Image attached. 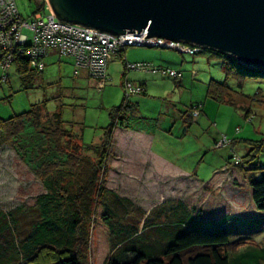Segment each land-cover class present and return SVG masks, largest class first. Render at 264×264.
Instances as JSON below:
<instances>
[{"label":"rangeland","instance_id":"rangeland-1","mask_svg":"<svg viewBox=\"0 0 264 264\" xmlns=\"http://www.w3.org/2000/svg\"><path fill=\"white\" fill-rule=\"evenodd\" d=\"M15 1L26 20H31L39 8L37 0ZM23 32L31 36L28 28ZM126 48L129 51L159 49L173 55V59H166L168 64L165 65L180 68L185 78L183 85L177 87L173 81L179 76L163 74V77L160 74L162 78L151 77L147 93H133L127 98L136 108L131 121L133 127H120L121 133L114 131L107 160L113 169L108 173L107 185L120 186L124 195L145 210L141 225L149 213L153 222L169 224L176 218L174 214L179 213L176 207L177 201H181L184 211L193 217L197 215L198 223L200 221L204 227L219 224L216 219L224 210L226 221L230 220L228 215L234 216L229 226L233 244L228 248L231 257L252 246L264 248V221L241 222L247 218L254 219L252 214H255L247 171L259 177L260 172L254 167L264 166V78L228 79L234 102H219L206 96L211 79H226L225 61L212 49L183 53L147 46ZM43 61L44 68L30 78L31 84L27 87L23 85L15 65L8 69L7 80L1 79L0 69V117L6 118L28 110L35 103L46 102L48 111L61 110L63 120L72 126L81 142L100 143L104 129L110 123V109L120 106L123 101L119 77L108 75L106 84L98 89L90 83L88 74V77L74 74L73 56H61L49 48ZM130 73L129 79L133 82L143 75L139 70ZM196 104L201 105L200 115L192 118L190 109ZM246 113L249 117L245 116ZM136 131L141 135L133 134ZM139 137L145 140L146 146L138 144ZM223 138L231 143L225 141L217 145ZM133 150L142 151L138 155L143 158L145 155L152 158L151 166L148 165L146 173L139 178L129 175L122 167ZM248 152H251L250 156H247ZM232 155L239 158L240 164L241 157H247L254 169L246 167L244 170L245 167L235 164L237 162L234 158L232 160ZM156 157L161 160L153 159ZM160 166L163 167L162 174L156 173ZM224 169L226 175L221 173L219 177L217 173ZM181 175L203 184L186 179L178 184L175 177L180 178ZM42 191L40 180L14 151L8 146L0 147V207L8 211L20 205H32L36 195ZM256 213L264 218L260 211ZM233 240L237 243L234 244ZM90 264H96L92 256Z\"/></svg>","mask_w":264,"mask_h":264},{"label":"trees","instance_id":"trees-1","mask_svg":"<svg viewBox=\"0 0 264 264\" xmlns=\"http://www.w3.org/2000/svg\"><path fill=\"white\" fill-rule=\"evenodd\" d=\"M37 4L38 10L44 6L42 0H37ZM43 10L47 12L46 8ZM123 51L119 49L116 54L122 55ZM213 52L225 61L226 79H211L207 97L233 103L228 79L264 78V68ZM12 65L25 87L41 71L23 52L15 54ZM127 98L124 93L120 106L110 109V123L100 143L81 142L72 126L63 120L61 110L48 111L46 102L0 117V147L13 150L43 187L32 205H20L8 211L0 207V264H90L91 256L96 264H264L262 247L252 246L231 257L229 226L195 225V218L184 211L181 201L175 206L179 213L174 214L176 218L169 224L153 222L149 213L141 225L145 210L124 195L120 186L107 185L108 173L113 169L107 160L114 131L118 126L132 128L133 117L128 115L132 105ZM194 107L199 115L201 105L191 106V115ZM245 116L249 117L248 113ZM250 155L248 152L247 156ZM240 160L242 164L234 163L245 167L244 170L257 168L260 172L261 176L257 177L247 171L253 204L264 212V166L251 168L247 157ZM147 166L148 160L142 156H132L122 165L135 178L143 176ZM175 178L178 184L182 179L188 180L184 175Z\"/></svg>","mask_w":264,"mask_h":264},{"label":"water","instance_id":"water-1","mask_svg":"<svg viewBox=\"0 0 264 264\" xmlns=\"http://www.w3.org/2000/svg\"><path fill=\"white\" fill-rule=\"evenodd\" d=\"M46 1L64 22L112 35L144 30L264 68V0Z\"/></svg>","mask_w":264,"mask_h":264},{"label":"built area","instance_id":"built-area-1","mask_svg":"<svg viewBox=\"0 0 264 264\" xmlns=\"http://www.w3.org/2000/svg\"><path fill=\"white\" fill-rule=\"evenodd\" d=\"M41 1V0H39ZM47 12L37 10L31 20H26L20 15L15 0H0V68L1 79H7V70L17 52L26 53L31 64L39 70L44 68L43 57L48 49H55L58 54L73 56L74 74L85 69L87 74L96 80V87L102 88L108 79V63L117 50L127 46H147L157 48H169L183 53H195L201 47L182 41H173L156 36H144L147 32H127L120 35H112L100 32L93 28L80 24L64 22L56 18L46 0H42ZM24 28L31 31V36L23 32ZM118 36V39H117ZM27 42V43H26ZM24 45V46H22ZM129 69H149L148 63L127 62ZM164 74L176 77L180 72L176 69H162ZM126 97L140 93L142 85H136L125 79L123 82ZM193 115L198 114L194 107ZM227 142L225 138L218 142L222 145ZM235 157V162H238Z\"/></svg>","mask_w":264,"mask_h":264},{"label":"crops","instance_id":"crops-1","mask_svg":"<svg viewBox=\"0 0 264 264\" xmlns=\"http://www.w3.org/2000/svg\"><path fill=\"white\" fill-rule=\"evenodd\" d=\"M173 58H174L173 55H171L169 53L167 54L165 52L159 51V49H156V50H148V49L142 48V49H134V50H130L129 51V48H125L122 55H120L118 53L117 54H114L112 56V58L109 60L107 73H108V75H111V76H113V75L116 74V76L119 77L118 80L120 81V83L122 85V88H123V92H124V87H123L124 80L125 79H128L129 81L133 82L132 80L129 79V74H131L130 71H132V70H139V72L142 73L143 75H141L140 78L139 79H136L137 81H134L135 83L134 82L133 83L136 84V85H142L143 86V92H141V93L142 94H145V93L148 92V81L150 80L151 77H158L159 76V77L162 78V76L164 74L162 72V69H166V68L167 69H176V70L180 71L181 74L179 75L178 79L175 80V81H173V82L175 83V86L181 87L183 85V80H184L185 77L182 75L183 73L180 70V68L178 69L175 65H169V66H166L165 65V64H168V62H166V59H173ZM127 62H131V63H137V62L148 63L150 65V68L149 69H146V70L145 69H129V68L126 67ZM153 65L157 66V68H155ZM115 71H117V72L115 73ZM81 74H82L83 77H85V76L88 77L85 69H81L80 70L79 75H81ZM160 74L162 76H160ZM79 75H77V76H79ZM164 75H168V74H164ZM134 77H136V76H133V78ZM88 78H89L90 83H92L93 86H96L95 80L94 79H91L90 77H88ZM166 78H168V77H166ZM135 109L136 108L133 107V106L131 108H129L128 115L134 117L133 110H135ZM191 117L193 118L194 116L191 115ZM120 127H123V126H118L116 128V130L118 132L120 131V133H121L122 130L119 129ZM130 127H133L132 124H131ZM133 134H139V133L138 132L137 133L134 132ZM140 135L141 134H139V136ZM138 140H139V143L138 144H142L144 146L147 145V143H144L143 142V141H145L143 138H140L139 137ZM133 151L134 152L132 153V156H141V155H138V154L141 153L142 151H140V150L139 151L138 150H133ZM144 158H146L148 160V165H149L150 164V159H152L150 157V155L149 156L145 155ZM157 158L158 157L153 158V159H157ZM157 160H161V159L158 158ZM150 166L151 165H149V167ZM225 169H224L223 172L222 171H219L217 173V174H219V177H220L221 173H223V174L225 173V175H226V170ZM163 172H164L163 171V167H161V166H160L159 170L156 171V173H158V174H162ZM199 183L203 184V182H201V181L200 182H197V184H199ZM250 190H251V199H252V189H251V187H250ZM253 207H254V210L253 211H254L255 214H252V216H254L253 217L254 219L247 218V219L241 221L243 224H249V223H252L253 221H257V220L259 221L261 219L260 217L262 215H260V213L259 214L256 213V211H258V210L255 208L254 204H253ZM240 208L243 209V207H240ZM222 212L223 213H222L221 217H219V218L216 219V221H219V222H217L219 224H216V225H213V226L204 227V228L215 227V226H218V225H227V226H230V223H232V220L234 219V216L233 215H228L227 217H229L230 220L229 221H226V210H224ZM260 212L262 214H264L263 211H260ZM194 216H195L194 217L195 219L193 221H194L195 225L202 227V224L200 223V221H199V223L197 221V215L194 214ZM261 221L263 222L264 219H262ZM257 229H259V228H257ZM233 241H236V240H233Z\"/></svg>","mask_w":264,"mask_h":264},{"label":"bare ground","instance_id":"bare-ground-1","mask_svg":"<svg viewBox=\"0 0 264 264\" xmlns=\"http://www.w3.org/2000/svg\"><path fill=\"white\" fill-rule=\"evenodd\" d=\"M232 244V243H231ZM233 245V244H232Z\"/></svg>","mask_w":264,"mask_h":264}]
</instances>
